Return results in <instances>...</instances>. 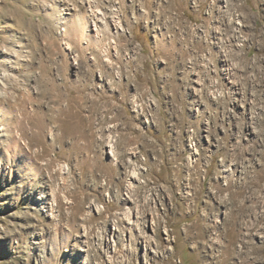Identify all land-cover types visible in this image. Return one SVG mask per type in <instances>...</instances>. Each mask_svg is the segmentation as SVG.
<instances>
[{
	"label": "rangeland",
	"instance_id": "1",
	"mask_svg": "<svg viewBox=\"0 0 264 264\" xmlns=\"http://www.w3.org/2000/svg\"><path fill=\"white\" fill-rule=\"evenodd\" d=\"M221 1L0 0V264H264V0Z\"/></svg>",
	"mask_w": 264,
	"mask_h": 264
},
{
	"label": "bare ground",
	"instance_id": "2",
	"mask_svg": "<svg viewBox=\"0 0 264 264\" xmlns=\"http://www.w3.org/2000/svg\"><path fill=\"white\" fill-rule=\"evenodd\" d=\"M221 2H225L224 0H222ZM69 9V8H68ZM69 11V10H68ZM67 15H70V12H67L66 13ZM93 18H94V21H92V19H91V22L93 23V25H94V27H95V29H93V31H95V36H94V38H96V39H99V36H101L100 35V33H101V31H100V29H102L101 28V25L99 26V25H97V23H100V24H103L101 21H100V19H99V17H96L95 18V16L93 15L92 16ZM64 19V18H63ZM103 21V20H102ZM63 23V22H62ZM112 23V22H111ZM115 28L116 29H120V28H118V26L117 25H115ZM100 32V33H99ZM131 178H134L133 176L131 177ZM262 183H264V171L261 173V174H258V175H256L255 176V178L253 177V179H252V181L251 182H248V181H241V183H240V185H239V188H238V190L236 191V192H234V193H230L229 195H230V197H234L235 195H238V196H242L243 195V192H244V188L245 187H248V189H250V192H252V190H253V188H263V191H264V186H262ZM230 185V184H229ZM250 194V193H249ZM116 229V228H115ZM115 229H113V231H116Z\"/></svg>",
	"mask_w": 264,
	"mask_h": 264
}]
</instances>
